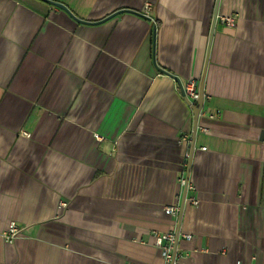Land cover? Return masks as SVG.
<instances>
[{
  "label": "crops",
  "instance_id": "0c3cea01",
  "mask_svg": "<svg viewBox=\"0 0 264 264\" xmlns=\"http://www.w3.org/2000/svg\"><path fill=\"white\" fill-rule=\"evenodd\" d=\"M55 1L0 0V264H166L174 229L177 264H264V0Z\"/></svg>",
  "mask_w": 264,
  "mask_h": 264
},
{
  "label": "built area",
  "instance_id": "2783aa9c",
  "mask_svg": "<svg viewBox=\"0 0 264 264\" xmlns=\"http://www.w3.org/2000/svg\"><path fill=\"white\" fill-rule=\"evenodd\" d=\"M152 10V6L150 4H147L143 10V13L146 16L151 17L150 13ZM221 23L228 26H233L235 24V17L233 15H222L218 18ZM181 88L183 91V94L187 101L190 102V104H195L197 99L199 98V80L194 78H188L186 80H183L181 82ZM203 130H206L203 128ZM190 157V152L187 151L185 153V158ZM181 183L186 186L187 180L185 178H181ZM189 187V182L187 185V188ZM189 201L194 205H198L199 201L196 198H190ZM62 207L66 206V203H62ZM180 210L179 205H167L164 207V211L167 215L174 216L177 215ZM19 232V229L17 225L12 222L8 228L7 231L3 233V236L6 241L8 242H14V240L17 237V234ZM178 240V234L176 233L175 229L172 231H168L162 235H159L157 237V244L162 248L163 253V259L165 260L166 264H177V252L175 253V247ZM164 241L166 243L164 244ZM123 264H134L132 262H126Z\"/></svg>",
  "mask_w": 264,
  "mask_h": 264
},
{
  "label": "water",
  "instance_id": "95a60500",
  "mask_svg": "<svg viewBox=\"0 0 264 264\" xmlns=\"http://www.w3.org/2000/svg\"><path fill=\"white\" fill-rule=\"evenodd\" d=\"M46 1L52 3L53 5H55L57 7H60L62 9H64V10H66L67 12H69L70 14H72L71 11L67 8V6H65L63 3L57 2L55 0H46ZM217 13H218V10H216V12L214 13L215 15H214L213 23H212L211 39H212L213 32H214V28H215L214 26H216V21H217V16H218ZM96 23H98V22H96ZM168 74L170 76H172L174 79L179 80V78L177 76H174L173 74H171L169 72H168ZM205 76H206V69H205V72H204V75H203V78H202V81H201V84H200V88H199V98L197 99L196 103L195 104H190V102L188 101V103L192 106V109L194 110V114H195V126H194V131H193L194 132V135L193 136H195L196 133H197V129H198V117H199V113H200V111H201V109L203 107V103H204V99H205V95H204L205 94V90H204V88H205V82H204L205 81ZM258 141L259 142H264V129L261 130ZM194 147H195V141L192 143V149H191V155H190V163H191V160H192ZM188 182H189V180L187 179V184L185 186L184 197H183V201L181 203L182 206H181L180 217H182V210H183L184 205H185L184 203H185V199H186ZM178 236H179V232H178ZM176 252H177V245L175 247V253L174 254H176Z\"/></svg>",
  "mask_w": 264,
  "mask_h": 264
}]
</instances>
